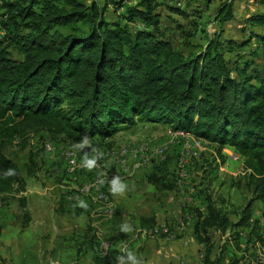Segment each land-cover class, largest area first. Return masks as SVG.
<instances>
[{
	"label": "trees",
	"instance_id": "trees-1",
	"mask_svg": "<svg viewBox=\"0 0 264 264\" xmlns=\"http://www.w3.org/2000/svg\"><path fill=\"white\" fill-rule=\"evenodd\" d=\"M211 2L205 0L204 6ZM256 4L261 10L236 19L234 0H222L213 17L218 31L199 51L185 53L163 35L158 0H104L101 5L94 0H0V195L26 189L19 166L5 154L13 139L25 148L30 133L43 132L76 145L87 133L93 144L138 120L165 124L214 144L221 163L225 147L242 158L251 197L236 221L210 196L204 211L192 210L193 239L204 247L202 264H242L234 256L226 262L224 251L213 257L210 234L228 235L227 244L232 239L244 250V244L261 239L253 215L256 202L264 207V32L253 28H264V0ZM109 7L118 13L112 21L105 18ZM195 7L194 12L181 6L169 10L195 30L192 19L203 17L202 6ZM230 22L240 25L239 40L223 36ZM182 25L176 29L184 34ZM33 158L26 169L30 176L37 171ZM215 162L213 171L219 166ZM167 163L156 169L162 172ZM8 168L16 174L5 179ZM156 169L148 183L174 191L177 179L166 184ZM109 185L107 180L99 188L107 200ZM18 202L24 224L29 223L26 197ZM155 227L153 216L139 219L142 230ZM240 229L249 230L245 241ZM92 244L88 249H94Z\"/></svg>",
	"mask_w": 264,
	"mask_h": 264
},
{
	"label": "rangeland",
	"instance_id": "rangeland-1",
	"mask_svg": "<svg viewBox=\"0 0 264 264\" xmlns=\"http://www.w3.org/2000/svg\"><path fill=\"white\" fill-rule=\"evenodd\" d=\"M94 1L99 5L104 3V0ZM136 1L132 0V3ZM221 1L213 0L207 8L205 0H158L157 12L161 16L163 35L185 53L199 51L205 46L206 37L219 29L213 17ZM199 4L203 17L201 20L192 19L198 24L195 30L187 19L169 10L170 7L181 6L194 12ZM234 6L237 18L257 8L255 0H235ZM120 14L123 16L122 12ZM114 15L112 7H109L105 18L112 21L118 13ZM177 24H183L184 34L192 35L179 33ZM253 29L264 32L262 27ZM239 30L238 23L230 22L225 25L223 36L239 40ZM13 57L19 59L16 54ZM174 134L186 135L187 138ZM19 140L13 139L12 144L5 148V154L19 166L26 182L30 221L23 222L18 202L21 193L0 195V264H112L114 254L125 251L133 252L142 264H202L204 247L193 239L195 219L192 210L204 211L206 197L210 196L217 208L236 221L239 211L251 197L244 185L243 160L232 148L223 149L225 159L221 163L214 144L190 134L174 132L161 123L138 120L118 131L110 140L91 143L103 153L91 171L82 164L83 153L63 139L33 132L25 148L20 147ZM45 143L52 147L51 151L45 150ZM123 148L125 152L119 153ZM65 154L75 157L78 169L66 170ZM31 156L37 165L32 176L26 173ZM165 159L167 166L159 172L156 166ZM214 159L219 164L216 171L212 170ZM155 169L158 179L166 184H170L172 178L177 179L174 191L162 190L148 183L147 176ZM113 176L127 185L123 196L112 195L111 199L101 202V193L86 195L91 193L89 184L95 177L99 181V190ZM70 196L84 200L87 208L74 207L77 200L71 201ZM263 209L261 202H256L253 220L259 221L258 235L261 239L254 236L251 239L259 243H243L244 250L243 247L238 248L232 239L227 244L228 235L211 232L213 257L224 251L226 262L234 256L241 258L243 263L257 264L256 257L264 256ZM111 213L112 219L109 220ZM150 216L156 223L151 234L139 228V219ZM125 222L131 223L134 229L128 235L120 231ZM245 233L244 230L239 231L240 239V234ZM92 242L94 249L90 250L96 255L88 249ZM104 244L108 246L105 256L102 252ZM189 253L193 254L191 260Z\"/></svg>",
	"mask_w": 264,
	"mask_h": 264
},
{
	"label": "clouds",
	"instance_id": "clouds-1",
	"mask_svg": "<svg viewBox=\"0 0 264 264\" xmlns=\"http://www.w3.org/2000/svg\"><path fill=\"white\" fill-rule=\"evenodd\" d=\"M75 147L83 153L82 164L89 171H91L96 165L97 160L103 156V153L91 144V138L87 133L82 136L81 140L76 143ZM15 174V170L12 168H8L3 173L5 179L14 176ZM110 185V191L113 196H123L127 191V185L117 176L112 177ZM74 207L86 209L87 203L82 199H78ZM133 230V226L128 222L123 223L120 227V231L125 235L133 232ZM112 264H142V261L137 258L133 252L125 251L123 253H115Z\"/></svg>",
	"mask_w": 264,
	"mask_h": 264
},
{
	"label": "built area",
	"instance_id": "built-area-1",
	"mask_svg": "<svg viewBox=\"0 0 264 264\" xmlns=\"http://www.w3.org/2000/svg\"><path fill=\"white\" fill-rule=\"evenodd\" d=\"M174 136L181 137V138H187L186 135L185 136H177V135L174 134ZM44 147H45V150L46 151H51L52 150V147H48V143H45ZM160 151H163V149L162 150H159V152ZM122 152H125V148H123L122 150L119 151V153H122ZM228 155L230 157H232V154L228 153ZM64 158L66 160V170H76V169H78L79 166H78V163H77L75 157H68L65 154ZM143 160H145V158H143ZM98 183H99V181L95 177L91 181V184H89V185H91V193H87L86 195L88 196V195L93 194V193H101V202L107 201V197L104 195V193H102L100 190H98ZM70 200H78V197H72V196H70ZM109 217H110V215H109ZM153 232L154 231H150L149 234H151ZM107 248H108V246L106 244H104L102 246V250H103L102 252L104 253V256L106 255ZM255 263H257V264H264V261L263 260H257L256 259V262Z\"/></svg>",
	"mask_w": 264,
	"mask_h": 264
},
{
	"label": "crops",
	"instance_id": "crops-1",
	"mask_svg": "<svg viewBox=\"0 0 264 264\" xmlns=\"http://www.w3.org/2000/svg\"><path fill=\"white\" fill-rule=\"evenodd\" d=\"M212 1H213V0H212ZM211 3H212V2H211ZM211 3H210V4H211ZM210 4H209V5H210ZM209 5L207 6V8L209 7ZM234 5H235V0H234ZM255 6L257 7L256 10H258V9L261 10L260 6H258V5L256 4V0H255ZM256 10H255V11H256ZM250 13H252V12H250ZM250 13H248V14H250ZM234 14H235V6H234ZM248 14H247V13H244L242 16H244V15H248ZM235 18H236V19H240L241 17H240V18H237L236 15H235ZM21 194H22L21 197L23 196V197H26V199H27L26 189H25V192H23V193H21ZM71 201H73V200H71ZM27 204H28V199H27ZM27 209H28V208H27ZM263 213H264V211L262 212V215H264ZM263 219H264V217H263ZM240 230H244V231L247 232V233H245V234H240V236H242V238H241L240 240H243L244 238H247V234H248L247 229H240ZM240 230H239V231H240ZM243 235H245V236H243ZM256 242H258V241H253V242H251V243L254 244V243H256ZM258 243H259V242H258ZM252 244H251L250 246H252ZM250 246H249V247H250ZM68 251H69V250H68ZM89 251H90V253L92 252V253H94V255H96L94 251H91L90 249H89ZM249 251H250V249H249ZM192 256H193V254H192V253H189V256H188L189 260H191V259L193 258ZM96 257H97V256H96ZM77 262H79V261H77Z\"/></svg>",
	"mask_w": 264,
	"mask_h": 264
},
{
	"label": "bare ground",
	"instance_id": "bare-ground-1",
	"mask_svg": "<svg viewBox=\"0 0 264 264\" xmlns=\"http://www.w3.org/2000/svg\"><path fill=\"white\" fill-rule=\"evenodd\" d=\"M254 244H255V243H254ZM260 253H261V252H260ZM256 259H257V260H263V261H264V256H259V255H258V257H256ZM256 259H255V260H256Z\"/></svg>",
	"mask_w": 264,
	"mask_h": 264
}]
</instances>
